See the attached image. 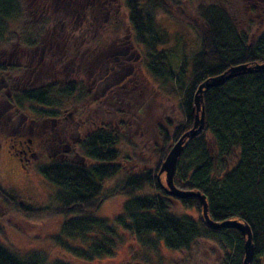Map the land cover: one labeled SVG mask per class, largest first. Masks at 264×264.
<instances>
[{
	"label": "trees",
	"instance_id": "trees-1",
	"mask_svg": "<svg viewBox=\"0 0 264 264\" xmlns=\"http://www.w3.org/2000/svg\"><path fill=\"white\" fill-rule=\"evenodd\" d=\"M54 1L0 0L1 77H21L23 72L21 79L28 83L46 77L47 65L41 64L40 69L37 68L42 55L33 60L36 55L32 56L30 50L43 43L42 37L47 34L43 25L48 20L44 17L43 25L35 30L30 26L31 21H27L24 7L26 4L29 13L35 14L38 8L47 9ZM210 1L126 0L132 29L130 47L135 52L138 46L145 50L147 69L155 80L167 86L172 83L182 93V120L174 122L165 118L158 121L151 127L154 131L151 137L146 130L150 125L146 116L149 90H143L144 101L135 97L137 103L131 105L129 100L130 116L124 113L115 123L111 119L104 121L102 114L100 120L95 118L98 122L85 117L77 119L78 111L84 112L78 105L92 98V92L86 89L83 80H71L63 86L46 82L38 88H14L10 81L7 87L0 86V134L11 135V139L18 129L23 130L22 118L29 105L37 117L52 121L59 119L60 109L66 103H73L77 109L74 118L65 124L68 128L74 123L75 128L79 126L83 132L79 129L78 135L69 132L72 146L68 144V136L62 141L56 136L58 140L54 144L57 149L63 145L62 156L69 159L37 166L42 177L56 187L55 201L31 205L0 187V201L27 217L64 215L66 219L53 239L72 257L84 261L113 257L117 242L123 241L119 233L122 229L135 235L140 245L151 249H157L162 243L170 250L190 253L198 242L211 241L223 252L220 264H243L246 236L232 227L214 229L209 226L204 220L201 200L196 196L179 198L170 195L166 190L165 173L159 175L160 166L173 144L193 127L194 97L199 86L230 68L264 64V32L258 37L253 36L222 7V0ZM254 10L252 7L251 11ZM160 12L185 20L199 38L198 52L183 58L177 72L171 66L166 48L171 34L156 22ZM61 41L62 57L54 61L60 67L69 59H76L80 52V49L76 55V52H69L65 42ZM6 44L20 48L24 61L3 64L1 59ZM107 44L102 40L99 49L103 50ZM26 58L30 63H26ZM83 66L84 58H81L78 69ZM116 99L113 96L107 102L115 106ZM201 105L205 112L203 127L185 141L176 164L174 185L205 195L212 220H237L248 225L254 247L250 264H264V71L241 72L222 84L209 86L202 91ZM124 115L129 117L131 125ZM120 141H126L135 151L124 155L119 148ZM230 156L236 157L234 165L217 179L216 158ZM121 170L125 171V177L112 190L104 192L102 183ZM146 187L153 188L154 193L134 195ZM117 194L129 196L122 213L114 222L99 217L97 213L103 201ZM169 199L196 210L198 219L173 215ZM0 264L72 263L63 259L49 260L41 250L19 254L0 241Z\"/></svg>",
	"mask_w": 264,
	"mask_h": 264
},
{
	"label": "rangeland",
	"instance_id": "rangeland-1",
	"mask_svg": "<svg viewBox=\"0 0 264 264\" xmlns=\"http://www.w3.org/2000/svg\"><path fill=\"white\" fill-rule=\"evenodd\" d=\"M215 1L217 0L210 2ZM222 1L224 2L222 7L244 30L257 37L264 32V0ZM54 2L48 5L47 9L38 8L35 14H30L24 3L27 21H31L30 26L35 30L43 25L44 17L48 20L47 24L43 25L44 32H47L42 37L43 43L30 50L32 56L36 55L33 60L38 59V55H42L43 59L41 58L37 68L40 69L41 64L47 65L45 69L48 71L49 68V71L46 77L36 78L35 82L28 83L22 81L21 77L24 75L23 72H19L21 77L0 76V86L7 87L10 81L14 88H38L46 82H56L57 85L63 86L71 80H83L86 89L92 92V98L78 105L84 112L78 111L77 119L85 117L97 121L103 115L104 121L111 119L115 123L121 120V115L124 113L130 116L128 108L137 103L135 97L144 101L143 90L146 89L149 90L146 114L150 123L146 128L149 137L154 134L151 127L158 121H163L165 118L174 122L182 120L180 90L175 85L173 87L172 83L167 86L155 80L147 69L145 50L138 46L135 52L133 47H130L132 29L128 22L126 0H56ZM216 4L220 6V3ZM252 7L255 8L254 12L251 11ZM156 22L171 34L166 48L171 57V66L177 72L183 58H190L198 52L199 38L186 21L177 15L160 12ZM61 40L65 42L69 52H76L75 55L80 49L78 57L69 59L62 67L54 64L56 59L62 57ZM102 40L108 42L103 50L99 49ZM21 52L22 50L15 45L6 44L1 62L5 65L22 62ZM81 58H84V66L78 69ZM36 61L33 63L36 64ZM26 63H30L27 58ZM112 87L115 88V92ZM100 96L103 98L100 99ZM113 96L117 98L115 106L107 102ZM129 100L132 101L131 105ZM30 106H27L23 114L22 131L18 129L12 139L11 135L0 134V187L12 191L19 199L31 205H46L55 201L57 189L42 177L37 166L69 159L62 156L65 149L63 145L58 149L54 145L55 140H58L56 136L62 141L69 132L78 135L79 130L82 129L79 126L75 128L74 123L68 128L65 124L74 118L77 109L73 103L64 104L60 109L59 119L53 121L37 117ZM127 115H124L126 116L124 118L131 125ZM30 124L31 129H29ZM115 129L120 128L115 127ZM68 137V144L72 146L73 139L70 135ZM209 140L212 145L211 136ZM19 141L24 143L31 141L32 153L23 156L22 161L21 156L17 154V148L21 145ZM119 148L124 155L135 151V148L126 141H120ZM142 153L144 154V151ZM235 161V156L227 159L216 158V178H220ZM124 177L125 171L121 170L112 178L105 180L102 183L103 191L112 190ZM153 193V188L146 187L136 191L134 195ZM128 198L129 196L122 194L109 197L103 201L97 215L114 222L122 213L123 204ZM169 203L173 215L179 218L185 216L192 220L198 219L199 214L196 210L188 209L174 199H169ZM65 219L66 217L60 214L27 217L0 201V241L19 254L41 250L47 254L49 260L63 259L72 264H220L223 258V252L211 241L198 242L190 253L170 250L162 243H159L157 249H151L140 245L132 233L119 229L123 241L117 242L113 257L84 261L72 257L53 239L60 232L61 224ZM75 244L80 245L78 242Z\"/></svg>",
	"mask_w": 264,
	"mask_h": 264
},
{
	"label": "water",
	"instance_id": "water-1",
	"mask_svg": "<svg viewBox=\"0 0 264 264\" xmlns=\"http://www.w3.org/2000/svg\"><path fill=\"white\" fill-rule=\"evenodd\" d=\"M262 71H264V64H257L253 67L240 65L230 68L228 71H226L225 73L219 76L204 81L199 86L194 97L196 115H195V121L193 127L188 131H186L184 134H182V136L173 144L166 158L162 162L159 170V175H161L162 173H165L166 175V190L170 195L179 198L196 196L201 200L203 206L202 212H203L204 220L209 226H211L214 229H219L222 227H232L239 230L241 233H243L246 236L245 258L243 264H250V261L252 260L254 254V247L252 243V232L250 227L237 220H226L223 222H217L212 220L208 214V206L205 195L201 194L200 192H189V191L181 190L174 185L173 179H174L176 164L183 150L185 141L197 135L201 131L204 124L205 112H204V107L201 105L202 91L208 88L209 86L222 84L241 72H262Z\"/></svg>",
	"mask_w": 264,
	"mask_h": 264
},
{
	"label": "flooded vegetation",
	"instance_id": "flooded-vegetation-1",
	"mask_svg": "<svg viewBox=\"0 0 264 264\" xmlns=\"http://www.w3.org/2000/svg\"><path fill=\"white\" fill-rule=\"evenodd\" d=\"M20 147L17 148V154L20 155V160L22 161L24 159L23 156H27L32 153L30 143L31 141H27L24 143L23 141H19Z\"/></svg>",
	"mask_w": 264,
	"mask_h": 264
}]
</instances>
